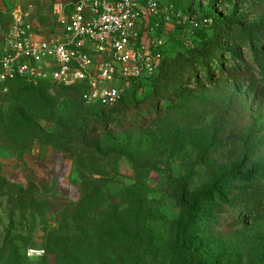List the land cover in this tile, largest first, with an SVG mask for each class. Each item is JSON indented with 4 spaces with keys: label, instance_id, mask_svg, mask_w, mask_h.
<instances>
[{
    "label": "rangeland",
    "instance_id": "rangeland-1",
    "mask_svg": "<svg viewBox=\"0 0 264 264\" xmlns=\"http://www.w3.org/2000/svg\"><path fill=\"white\" fill-rule=\"evenodd\" d=\"M0 10L8 30L13 12L20 11L37 36L60 42L69 36L72 0H0ZM217 19L226 23L221 26ZM232 20L247 26L264 22V0H160L157 13L141 14L139 45L162 53V71L159 79L152 81L144 77L127 83L118 77L113 84L122 96L116 107L127 105L123 122L129 125L135 121L125 130L112 124L102 127L97 121L106 110L102 105L83 102L80 107L70 90L53 81L37 90L11 83L8 92L0 91V177L24 186L30 180L45 192L35 193L37 197L62 199L63 204L79 199L83 175L88 176V182L104 179L112 194L136 185L146 197L144 204L155 221V231L166 239L180 216L182 194L178 182L170 181L168 175L187 177V190L194 194L235 167L247 179L231 181L227 187L234 196H226L223 202L208 201L205 207L228 212L226 217H209L217 224L219 243L228 245L230 255L250 261L256 251L264 249V210L249 212L242 200L250 194L264 199V103L252 99L261 77L251 65V51L222 35L238 31ZM205 39L229 43L222 55L225 71L217 70L221 64L217 59L208 73L194 64L200 82H183L180 71L185 60ZM214 47L211 52L216 54ZM84 125L89 126L91 137L101 139V154L78 145ZM9 148L28 151L26 160L10 157ZM244 148L249 151L245 167L240 164ZM116 151L134 154L142 167ZM251 168L260 173L256 183L250 182ZM15 190L0 186V192L7 195ZM9 213L8 197L0 196V239L10 228ZM54 219L49 214L36 220L35 246L22 252L27 264H42V256H28L27 252L42 248L44 229L55 227ZM15 220L18 231L23 228L26 232L23 226L32 224L31 217L26 222L18 216ZM48 261L55 264V255L50 254Z\"/></svg>",
    "mask_w": 264,
    "mask_h": 264
},
{
    "label": "trees",
    "instance_id": "trees-1",
    "mask_svg": "<svg viewBox=\"0 0 264 264\" xmlns=\"http://www.w3.org/2000/svg\"><path fill=\"white\" fill-rule=\"evenodd\" d=\"M215 22L221 26L226 23L223 19H217ZM231 22L238 25V31L234 35H229L228 32L222 35L228 39L231 38L234 44L242 43L251 51V65L257 69V74L261 77L258 92L253 95L252 99L264 103V22L251 26L244 25L240 20ZM228 44L227 42L221 43L220 40L217 42L208 39L202 41L196 53L185 60L180 71L183 82L188 79L200 82V71H195L192 68L193 65L199 66L208 73L210 65L215 66L214 59L221 62L217 70L221 73L224 72L225 65L222 55L226 52ZM212 46H215L216 54L211 52ZM160 54L161 61L156 73L147 77L150 81L159 79L161 75L163 57L161 52ZM241 63L246 64L243 60ZM140 79L142 78L131 79L130 83ZM48 81L51 80H40L35 84L17 78L4 85L7 87L6 92L9 91L11 83L17 82L27 88L37 90L41 89L42 84ZM62 87L71 91L80 107H83V102H88L84 99V93L87 91L85 84ZM121 100L122 96L111 106L93 102L106 109L98 115L97 121L102 124V127L112 124L125 130L129 128L128 126L135 124V121L129 125L123 122L125 119L123 114L127 105L121 108L116 107ZM88 128L87 125L80 128L77 143L84 150L99 155L101 154V139L91 137ZM109 132L111 131L109 130L106 134ZM8 150L12 156L18 159L28 153L26 150L22 152L11 148ZM68 150L66 149V151ZM118 153L127 155L136 167H142L134 154L124 151ZM248 153V149L244 148L241 166H247ZM248 172V174L254 173L250 182L256 183V178L260 175L259 171L251 168ZM245 176V174L237 173L236 168L233 167L215 178L204 191L189 194L187 177L175 178L169 174V180L178 182L182 194L179 198L180 216L175 229L166 239H162L155 231V221L149 217L147 207H145L147 204H144L146 197L141 195L140 189L136 185L125 187L120 192L112 194L104 179L95 178L88 182V176L86 178L83 175L80 178L82 182L79 199L77 201L69 200L63 204L62 199L46 197L43 194L41 198L37 197L35 193L45 192L43 189H36L37 187L30 180L28 185L24 186L2 176L0 177V186L6 184L16 190L10 195L0 192V196L8 197L10 204V228L5 230V235L0 239V264L1 262L4 264H27L22 252L35 246L33 237V232L36 230L35 222L38 218H45L49 214L55 216L56 226L46 227L44 235L41 237L42 248L40 249L44 250L42 264H50L48 261L50 254L55 255V264H250L254 261L263 262V248V250L256 251L250 261L248 260L246 263L238 254L230 255L228 245L219 243L220 235L216 222L209 219L211 215L226 217L228 212L219 207L211 210L205 207L208 201L223 202L226 196H234V193L229 191L228 184L231 181L245 180L243 179ZM245 178L247 179V177ZM259 184L260 182L257 185ZM242 202H244L245 210H249V212L258 213L264 210V199H258L251 194ZM17 216L25 222L27 217H31L30 227L23 226L26 232L23 228L17 230L15 220ZM15 231L19 233L14 235Z\"/></svg>",
    "mask_w": 264,
    "mask_h": 264
},
{
    "label": "built area",
    "instance_id": "built-area-1",
    "mask_svg": "<svg viewBox=\"0 0 264 264\" xmlns=\"http://www.w3.org/2000/svg\"><path fill=\"white\" fill-rule=\"evenodd\" d=\"M160 0H72L65 42L38 38L20 11L5 35L0 56V91L17 78L31 83L51 80L60 86L86 85L84 99L115 104L118 77L131 79L156 73L161 54L139 45L141 14L158 12ZM66 22L64 17H61ZM160 43H158L159 45ZM44 250L29 249L28 256Z\"/></svg>",
    "mask_w": 264,
    "mask_h": 264
},
{
    "label": "crops",
    "instance_id": "crops-1",
    "mask_svg": "<svg viewBox=\"0 0 264 264\" xmlns=\"http://www.w3.org/2000/svg\"><path fill=\"white\" fill-rule=\"evenodd\" d=\"M1 10H0V14H1ZM7 30H8V27H6V25L4 24V21L2 20V18L0 17V56L4 50V47H5V35L7 33ZM37 36V35H36ZM38 38H41L40 36H37ZM7 154L10 156V157H13L15 158L16 160H21L12 156L10 153L7 152ZM27 154V153H26ZM25 154V155H26ZM25 155H23V159L26 160V157H24Z\"/></svg>",
    "mask_w": 264,
    "mask_h": 264
}]
</instances>
